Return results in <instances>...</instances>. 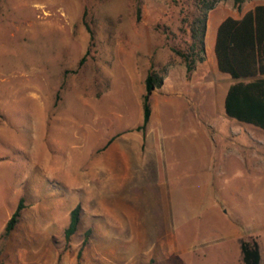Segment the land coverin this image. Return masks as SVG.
Returning <instances> with one entry per match:
<instances>
[{
    "label": "rangeland",
    "instance_id": "rangeland-1",
    "mask_svg": "<svg viewBox=\"0 0 264 264\" xmlns=\"http://www.w3.org/2000/svg\"><path fill=\"white\" fill-rule=\"evenodd\" d=\"M194 1L0 0V234L23 199L0 264H243L248 238L264 264V130L224 114L210 60L254 0L207 11L186 78ZM169 62L142 135L144 77Z\"/></svg>",
    "mask_w": 264,
    "mask_h": 264
},
{
    "label": "trees",
    "instance_id": "trees-1",
    "mask_svg": "<svg viewBox=\"0 0 264 264\" xmlns=\"http://www.w3.org/2000/svg\"><path fill=\"white\" fill-rule=\"evenodd\" d=\"M217 1L195 0L193 11L183 20L186 28H181V31L187 34V41L183 47L172 48V52L183 64L186 78L195 64L205 59L206 13ZM244 1L232 0V4L235 9L240 10ZM138 10L139 8L137 16ZM86 28L89 31L87 25ZM213 53L217 70L233 79L223 98L224 114L264 130V4L253 6L239 18H222L215 30ZM84 58L82 56L78 60V66L83 63ZM169 64L171 62L157 69H149L144 77V92L141 95L142 122L136 127L142 131V135L151 112L150 94L153 89L161 86ZM22 208L23 199L20 198L3 226L1 238H6L12 231ZM79 218L80 205L76 204L69 212V220L63 231L65 240L76 231ZM87 232L88 230L85 236ZM239 250L243 264H260L259 248L254 239L240 240Z\"/></svg>",
    "mask_w": 264,
    "mask_h": 264
},
{
    "label": "crops",
    "instance_id": "crops-1",
    "mask_svg": "<svg viewBox=\"0 0 264 264\" xmlns=\"http://www.w3.org/2000/svg\"><path fill=\"white\" fill-rule=\"evenodd\" d=\"M257 4H264V0H254V6L255 5H257ZM246 11V10H245ZM244 11V12H245ZM243 13V12H242ZM242 13H241V15H242ZM241 15H239V16H237V17H234V18H239ZM218 22H216L215 23V26H214V31L216 30V27H217V25H218V23L221 21V19H219V20H217ZM210 22L209 21H206V23H205V33H204V37H205V35H206V31H207V25L209 24ZM214 36H215V33H214ZM214 43V42H213ZM205 52V51H204ZM214 54V53H213ZM205 55H206V53H205ZM206 57H207V55H206ZM211 60V62L214 64V66H215V68H216V63H215V58H213V59H210ZM216 70H217V68H216ZM217 72H219L218 70H217ZM219 73H221V72H219ZM166 78H167V74H166V76H164V78H163V81H162V84H161V86L160 87H164L165 86V80H166ZM231 82H233V79H231L230 78V80H226V84L224 85V88L222 89V93H221V95H220V98H221V101L223 102V98H224V95H225V92H226V89H227V87L229 86V84L231 83ZM242 123H244V122H242ZM245 124H247V123H245ZM247 125H251V124H247ZM251 126H253V125H251ZM254 127H256V126H254Z\"/></svg>",
    "mask_w": 264,
    "mask_h": 264
}]
</instances>
